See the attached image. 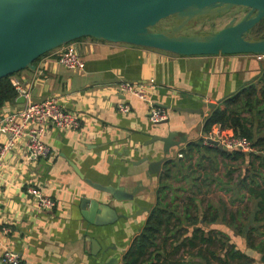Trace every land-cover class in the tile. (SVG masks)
I'll return each mask as SVG.
<instances>
[{
	"label": "crops",
	"instance_id": "obj_1",
	"mask_svg": "<svg viewBox=\"0 0 264 264\" xmlns=\"http://www.w3.org/2000/svg\"><path fill=\"white\" fill-rule=\"evenodd\" d=\"M71 45L83 60V69L63 65L61 47L45 54L34 68L13 78L30 98L8 102L0 112L1 120L21 111L30 100L55 96L80 121L76 129L49 128L45 141L52 153L47 158H30L23 139L4 154L0 167V264H5L1 258L8 249L19 255L20 264H108L113 258L124 264L150 213L164 205L174 213L172 230L158 235L150 249L152 264L159 258L166 264H222L219 258L230 264H264V212L257 214L260 196L250 194L251 189L264 190V140L245 158L196 147L187 151L190 144L205 145V121L216 107L224 109V101L244 88L255 85L260 91L264 57L222 53L186 56L93 37ZM151 80L155 88L147 90L152 101L169 111V118L161 123L151 121L147 102L119 89L122 82L147 85ZM121 104H128L129 112L120 110ZM243 116L254 119L255 138L264 139V111L262 126L256 125L258 119L250 111ZM246 125L253 127L251 122ZM170 132L180 145L166 152L160 137ZM7 139L0 133V142ZM179 158L192 166L182 172L185 185L172 183L162 191L164 163ZM159 160L162 165L157 174L150 165ZM207 161L211 166H206ZM213 167L215 189L209 183L202 184L204 178L196 177L200 170L211 175L208 169ZM86 178L122 187L136 194V203L114 200ZM30 188H40L51 196L54 209H41ZM185 191L188 201L179 195ZM213 191L214 200L198 198ZM84 199L89 203L83 204ZM95 199L116 209L118 220L109 225L88 221L84 210L88 213L90 200ZM140 206L149 210L137 214ZM102 214L100 209L98 215ZM5 227L11 233L6 234ZM210 233L214 246L201 241ZM93 240L100 246L97 250H93ZM183 242L187 246H182ZM178 245L180 249L174 253ZM233 249L241 251L243 258H232Z\"/></svg>",
	"mask_w": 264,
	"mask_h": 264
},
{
	"label": "water",
	"instance_id": "obj_2",
	"mask_svg": "<svg viewBox=\"0 0 264 264\" xmlns=\"http://www.w3.org/2000/svg\"><path fill=\"white\" fill-rule=\"evenodd\" d=\"M234 7L239 9L232 12ZM240 9L248 10L246 16L238 22L233 18L220 30L183 34L202 20L235 14ZM170 19L171 28L159 27ZM263 19L264 0H0V79L34 68L35 61L45 54L84 37L186 56L220 53L264 56V36H250ZM17 100L24 102L26 97L19 95ZM174 134L160 137L166 152L180 145L173 140ZM161 165L162 160L155 161L150 169L160 174ZM86 181L110 193L114 200L136 203V194L122 187L101 185L89 178ZM84 203H89L88 199ZM90 203L89 212L84 210L88 221L109 225L118 220V212L109 204H100L96 199ZM100 209L102 216L98 215ZM148 210L140 206L137 214ZM92 243L93 250L100 248L97 241ZM108 264H117V259Z\"/></svg>",
	"mask_w": 264,
	"mask_h": 264
},
{
	"label": "built area",
	"instance_id": "obj_3",
	"mask_svg": "<svg viewBox=\"0 0 264 264\" xmlns=\"http://www.w3.org/2000/svg\"><path fill=\"white\" fill-rule=\"evenodd\" d=\"M67 44L62 46L60 60L68 68L83 69L84 63L74 46ZM19 94L30 98V94L20 86L19 82L13 81ZM155 88V81L149 84L122 82L119 89L130 95L147 102L149 116L152 122L161 123L169 118V111L166 108L156 106L152 101L147 88ZM120 110L129 112L128 104L119 105ZM54 125L60 129H76L80 125L78 117L66 111L59 99L55 96L48 97L43 101L30 100L26 106L18 112L5 115L0 120V133L7 136L5 143L0 142V167L3 164V157L7 150H10L20 139L25 141L26 151L32 159L47 158L51 155L52 149L45 139L49 128ZM203 143L213 147L234 152L254 153L257 151L256 145L248 138L238 135L232 128L221 125L215 126L212 131L203 135ZM182 156V154H180ZM29 192L37 201L38 206L44 211L54 209L55 200L47 195L40 188H30ZM6 234L11 233L9 227L4 228ZM1 261L5 264H20L19 255L8 249L3 254Z\"/></svg>",
	"mask_w": 264,
	"mask_h": 264
},
{
	"label": "trees",
	"instance_id": "obj_4",
	"mask_svg": "<svg viewBox=\"0 0 264 264\" xmlns=\"http://www.w3.org/2000/svg\"><path fill=\"white\" fill-rule=\"evenodd\" d=\"M162 23H160L159 25H162ZM259 24L260 22L252 29L251 33L254 31L256 27H258ZM39 59L35 61V65L37 64ZM18 73L0 79V112L1 109L8 102L16 100L19 96V91L13 83V78L16 75H18ZM260 81L262 82V87L260 91L257 90L255 85L250 86L246 89L244 88L237 94L233 95L232 97L224 101L225 104L224 109L220 107H216L205 121V125H204L205 134L212 131V129L215 126L221 125L226 128H232L236 134L247 137L248 139L254 141V145H262L263 144L262 141L264 140L262 136L260 138H255L254 119L246 118L243 116L244 112L250 111L254 116V118L258 119L256 125L262 126L263 124L261 119L264 108L261 109L260 105L262 103L264 104V70L262 76L260 77ZM247 122H251L253 127L249 128L246 125ZM189 146L190 148L187 149V151L189 152H192L195 149V147L204 152H214V151L215 152L219 151L223 153L227 152V150L222 149L220 147L200 145L198 143L190 144ZM233 153H235V158L237 159L246 157V153L241 151H234ZM184 168L190 169L192 168V166L191 167L186 166L185 161L184 160L182 161V158H179L178 160L176 159L166 160L163 166V170L160 174V183L162 185V191H165L170 186V184H172L171 183L172 180L178 179V175L180 173L182 174ZM245 182L246 180L244 181V183ZM250 194L253 196H257V195L260 196L261 204L259 205L257 214L259 212H264V190L258 191L251 189ZM160 204L163 203L160 202ZM166 206L167 205L158 207L150 213L145 228L143 229L141 234L135 239L134 244L125 255L124 264H152L151 256H150L152 254V251L150 249L152 246L155 245L158 235L163 230L166 231L172 230L170 229V225H171L172 215L174 213L168 212ZM204 220L206 221L209 220L208 213L205 214ZM201 241L205 242L208 246H214L215 244V240L213 239L211 233L208 234V237H202ZM181 245L187 246V242H183L181 243ZM191 245L196 246L197 242H191ZM178 249H180V245L175 247L174 253ZM212 255H214L213 252ZM230 255L232 258H239V259L243 258V254L241 253V251H234V249L230 251ZM219 261L222 264H230L225 259L219 258ZM157 264H166V261L161 262L159 258Z\"/></svg>",
	"mask_w": 264,
	"mask_h": 264
},
{
	"label": "rangeland",
	"instance_id": "obj_5",
	"mask_svg": "<svg viewBox=\"0 0 264 264\" xmlns=\"http://www.w3.org/2000/svg\"><path fill=\"white\" fill-rule=\"evenodd\" d=\"M239 9V8H237ZM236 7L232 8V12L237 10ZM248 13V10H238L237 13L233 14V13H228L224 16H220L217 18H213V19H207V20H202L198 23H196L195 26H193L192 28H189L185 31H183V34L186 35H190V34H196V33H202V32H212V31H217L222 29L229 21H231L233 18L237 19V22L240 21L241 19H243L246 14ZM159 27L163 28V29H168L172 27V19L170 20H166L162 23V25H159ZM250 36L254 37V38H259L261 36H264V19L260 22V24L258 25V27H256L254 29V31L250 34ZM258 57L263 58V55H258ZM196 168L198 169L199 166L196 164L195 165ZM206 166H211L210 161H207ZM215 170L214 167L213 169H208V173H211V175H206L203 174L204 170H200L199 172L197 171L196 177H202L205 179V181H203L202 184H211V189H215ZM171 183H173L176 186H180L183 187L185 185L186 182L182 181V174L180 173L178 176L177 180H172ZM189 185H186L185 187H188ZM207 187H205L204 189H207ZM183 189V188H182ZM189 193L187 191H185L184 193L179 194L185 201H188V195ZM197 198V197H196ZM201 200H209L215 199V191L211 192L208 195H206V197H204V195H201L200 197H198ZM197 198V199H198Z\"/></svg>",
	"mask_w": 264,
	"mask_h": 264
}]
</instances>
